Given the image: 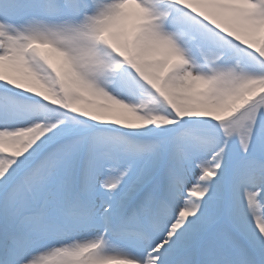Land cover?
Returning a JSON list of instances; mask_svg holds the SVG:
<instances>
[{"label":"snow or ice","instance_id":"obj_1","mask_svg":"<svg viewBox=\"0 0 264 264\" xmlns=\"http://www.w3.org/2000/svg\"><path fill=\"white\" fill-rule=\"evenodd\" d=\"M0 264H264V0H0Z\"/></svg>","mask_w":264,"mask_h":264},{"label":"rangeland","instance_id":"obj_2","mask_svg":"<svg viewBox=\"0 0 264 264\" xmlns=\"http://www.w3.org/2000/svg\"><path fill=\"white\" fill-rule=\"evenodd\" d=\"M134 19V18H130V23H131V20ZM90 99L92 100L93 104H106V103H109L107 100H105L103 97H90Z\"/></svg>","mask_w":264,"mask_h":264},{"label":"bare ground","instance_id":"obj_3","mask_svg":"<svg viewBox=\"0 0 264 264\" xmlns=\"http://www.w3.org/2000/svg\"><path fill=\"white\" fill-rule=\"evenodd\" d=\"M130 8L134 9V6H130ZM92 98H94V97H92Z\"/></svg>","mask_w":264,"mask_h":264}]
</instances>
